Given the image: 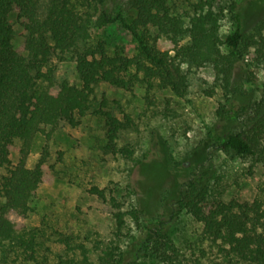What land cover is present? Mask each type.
<instances>
[{
    "label": "trees",
    "instance_id": "16d2710c",
    "mask_svg": "<svg viewBox=\"0 0 264 264\" xmlns=\"http://www.w3.org/2000/svg\"><path fill=\"white\" fill-rule=\"evenodd\" d=\"M40 1L0 0V252L18 248L26 260L49 264L47 257L41 261L37 254L42 246L39 238L47 231L28 228L25 220L32 212L31 201L39 186L51 180L54 171L43 156L32 168L27 166V159L44 126L65 121L77 127L91 110L96 87L102 84L127 92L139 83L144 84L151 103L150 93L156 88L184 98L189 93V69L211 64L216 87L223 91L227 101L221 103L218 116L238 123L235 130L225 135L212 131L218 139L216 147L252 157L264 165V90L259 99H254L251 92H244L243 83L237 84L234 75L237 62L247 55L264 60V19L246 32L240 13L235 11L236 4H231L235 29L223 39L221 21L229 7L214 9L216 0H207V8L206 3L201 4L188 24L172 13L168 0H132L137 16L131 22L122 11L104 9L109 0H49L46 16L39 19ZM13 12H17L27 30L19 47L14 45L15 29L10 22ZM94 18L97 26L119 23L128 30L135 53L111 55L102 45L81 49L80 43L90 36ZM162 39L167 45L163 50L159 47ZM74 50L80 85L63 81L58 92L53 93L54 70L50 59L56 51ZM213 94V90L208 93ZM107 104L104 98L94 111L105 120V148L109 153L131 157L133 149L118 147L117 139L121 131L133 129L135 121L124 110L122 118L117 117L107 110ZM16 142L20 144V158L13 163L11 150ZM176 191L178 199L169 209L170 218L186 210L202 224L204 235L218 248V258L213 264H264L262 188L252 203L224 200L219 187L208 185L203 178H190L179 184ZM90 192L102 200L107 198L105 190L97 186ZM112 201L117 209L118 227L122 228L127 212L120 209L115 197ZM143 213L142 208L130 211L137 223ZM166 224L160 218L144 225L133 262L150 252L164 261L176 258L177 247L166 231ZM63 241L68 243V238ZM83 251L82 264H94L86 249ZM99 264H127L126 252L118 245H109L99 257Z\"/></svg>",
    "mask_w": 264,
    "mask_h": 264
},
{
    "label": "rangeland",
    "instance_id": "374dc122",
    "mask_svg": "<svg viewBox=\"0 0 264 264\" xmlns=\"http://www.w3.org/2000/svg\"><path fill=\"white\" fill-rule=\"evenodd\" d=\"M168 3L172 13L180 16L185 24L201 4L209 6L207 0H168ZM231 4H236L235 11L240 13L246 32L264 19V0H216L214 9L229 7L221 21L223 39L235 29ZM48 6L49 0L40 1L39 19H44ZM104 9L122 11L130 22L137 16L132 0H109ZM96 19L90 26L89 38L80 43L81 49L102 45L111 55L135 53L128 30L119 23L97 26ZM10 22L15 29L14 45L19 47L25 41L27 30L17 12L11 14ZM159 47L167 48L163 39ZM50 65L54 70L53 93L58 92V85L63 81L80 85L75 50L54 52ZM214 72L211 64L191 68L186 97L156 88L150 93L152 103L144 84H137L130 92L102 84L96 87L91 110L77 127L65 121L43 127V134L35 137L30 154L36 162L44 157L53 168V178L39 186L37 196L31 201L32 212L25 220L28 228L47 231L39 238L42 246L37 254L41 261L47 257L49 264L62 260L66 264H82L86 249L90 261L99 264L105 248L118 245L126 252L127 264H213L218 258V248L206 238L202 224L186 210L170 218L169 209L178 199V190L175 192L178 185L190 178H203L208 185L219 187L224 200L249 203L256 199L261 188L264 192L262 163L216 147L218 139L212 131L225 135L235 130L238 123L218 116V108L227 101L223 91L216 87ZM234 75L237 84L243 83L244 92H251L254 99L262 96L264 60L247 55L245 60L237 62ZM212 90L215 94L209 96ZM104 98L108 100L107 110L120 118L124 110L135 121L136 126L121 131L117 139L118 147L133 149L131 157L109 153L105 148V120L94 112ZM19 145L16 142L11 150V159L16 163L20 158ZM93 186L104 189L107 198L102 200L92 194ZM112 197L127 212L122 228L118 227ZM136 208L144 209L138 223L130 214ZM160 218L167 221L166 231L177 247L176 258L164 261L150 252L133 262L144 225ZM67 238L68 243L63 241ZM16 249L0 252V264H35Z\"/></svg>",
    "mask_w": 264,
    "mask_h": 264
},
{
    "label": "crops",
    "instance_id": "0c3cea01",
    "mask_svg": "<svg viewBox=\"0 0 264 264\" xmlns=\"http://www.w3.org/2000/svg\"><path fill=\"white\" fill-rule=\"evenodd\" d=\"M33 153V152H32ZM31 153V154H32ZM31 154H30V156L28 157V160H27V166L29 167V168H32V167H34V165L37 163L36 161H33V159H32V157H31ZM33 161V162H32ZM30 162H32V164L30 163ZM13 163H16V161H13Z\"/></svg>",
    "mask_w": 264,
    "mask_h": 264
}]
</instances>
